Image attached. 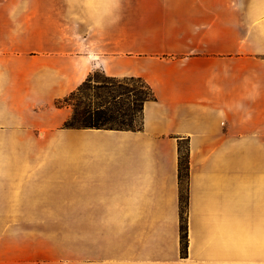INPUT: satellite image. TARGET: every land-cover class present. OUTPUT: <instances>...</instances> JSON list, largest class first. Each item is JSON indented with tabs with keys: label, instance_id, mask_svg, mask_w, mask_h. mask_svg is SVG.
I'll return each mask as SVG.
<instances>
[{
	"label": "crops",
	"instance_id": "0c3cea01",
	"mask_svg": "<svg viewBox=\"0 0 264 264\" xmlns=\"http://www.w3.org/2000/svg\"><path fill=\"white\" fill-rule=\"evenodd\" d=\"M96 71L151 85L142 129L64 127ZM0 264H264V0H0Z\"/></svg>",
	"mask_w": 264,
	"mask_h": 264
},
{
	"label": "trees",
	"instance_id": "16d2710c",
	"mask_svg": "<svg viewBox=\"0 0 264 264\" xmlns=\"http://www.w3.org/2000/svg\"><path fill=\"white\" fill-rule=\"evenodd\" d=\"M118 83L117 88L108 91L109 103L120 97H126L128 101L127 107L124 108L122 116L128 119L121 121L122 125L115 127L112 123H117L115 107L104 109L103 105L92 107L88 106L80 110L77 104L74 106L73 115L65 122V128H93V129H117V130H139L143 128V114L145 104L156 98L151 85L143 78H114ZM137 84V85H136ZM81 87L78 88L80 90ZM78 90L74 91L70 96L58 102L59 106H64L69 101L78 100ZM138 118L141 121L138 125ZM180 154V180L183 186L182 193V214H181V242L183 254L188 249V222H187V198L185 192V183L189 175L190 149L189 143L184 141L179 145Z\"/></svg>",
	"mask_w": 264,
	"mask_h": 264
},
{
	"label": "rangeland",
	"instance_id": "374dc122",
	"mask_svg": "<svg viewBox=\"0 0 264 264\" xmlns=\"http://www.w3.org/2000/svg\"><path fill=\"white\" fill-rule=\"evenodd\" d=\"M117 84L114 78L106 76L102 71H96L80 86V90L77 89L78 100L69 101L68 103L70 104L65 105H71L73 110L74 106L72 104H77L80 110L88 106L97 107L103 105L104 109L115 107V110H119L115 113L118 121L112 124L115 127H119L122 125L121 121L126 119L128 122V119L122 116L128 101L126 97H120L113 101L112 104L108 102L110 100L108 91L116 89L118 87ZM140 121L141 118H138L136 125ZM76 221L78 222L79 231L80 218H74L73 216H45V257L73 256Z\"/></svg>",
	"mask_w": 264,
	"mask_h": 264
}]
</instances>
